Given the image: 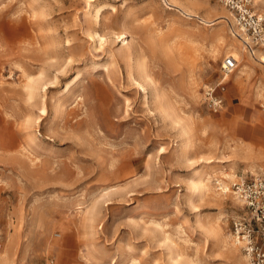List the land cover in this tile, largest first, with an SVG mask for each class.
I'll return each instance as SVG.
<instances>
[{
	"label": "rangeland",
	"instance_id": "obj_1",
	"mask_svg": "<svg viewBox=\"0 0 264 264\" xmlns=\"http://www.w3.org/2000/svg\"><path fill=\"white\" fill-rule=\"evenodd\" d=\"M228 19L219 0H0V264L238 263L219 232L245 209L219 184L264 175V49Z\"/></svg>",
	"mask_w": 264,
	"mask_h": 264
},
{
	"label": "built area",
	"instance_id": "obj_2",
	"mask_svg": "<svg viewBox=\"0 0 264 264\" xmlns=\"http://www.w3.org/2000/svg\"><path fill=\"white\" fill-rule=\"evenodd\" d=\"M229 12L227 24L230 35L237 39L242 50L255 58L259 49H264V13L253 5V0H219ZM237 66V59L226 56L222 73L226 76ZM207 103L216 110L222 99L208 90ZM219 184V182L217 181ZM223 193H231L245 209V213L231 220V238L242 250L248 264H264V175L235 173L230 185L219 184ZM4 234L0 226V247Z\"/></svg>",
	"mask_w": 264,
	"mask_h": 264
},
{
	"label": "bare ground",
	"instance_id": "obj_3",
	"mask_svg": "<svg viewBox=\"0 0 264 264\" xmlns=\"http://www.w3.org/2000/svg\"><path fill=\"white\" fill-rule=\"evenodd\" d=\"M191 1V0H190ZM184 11V10H183ZM186 12V11H185ZM184 12V13H185ZM187 14V13H186ZM193 16V15H192ZM223 19V18H222ZM208 23V25L209 24H211L210 22H207ZM264 57V56H263ZM131 61V60H130ZM259 62L260 63H264V60H261V59H259ZM238 65V64H237ZM237 67V66H236ZM244 67H248V65L247 64H244ZM129 68V67H128ZM128 72H133V69H132V67L130 66V69L128 70ZM142 72H144V71H142ZM228 75H226V77H227ZM225 77V78H226ZM258 87V86H257ZM30 89H31V87H30ZM258 89V88H257ZM32 90V89H31ZM43 114H45V112H43ZM186 145V144H185ZM234 150L235 151H233L234 152V154H237V155H242V154H244L243 153V151H242V149L241 148H234ZM254 154V153H253ZM251 155V154H250ZM256 155V154H255ZM254 168L252 167V165L250 164V170H253ZM253 174V173H252ZM232 176H234L233 174L232 175H225V178H230L231 179V177ZM233 178V177H232ZM206 187V186H205ZM204 188V187H203ZM207 189H209V185H207V187H206ZM201 189H202V187H201ZM220 193H222V194H226V193H223V192H220ZM220 197V196H219ZM216 200H218V202H220L221 201V203H222V201L223 200H221V199H219L217 196H216V198H215ZM234 199H236L235 197H234ZM215 200V201H216ZM237 200V199H236ZM237 202H239L238 200H237ZM240 203V202H239ZM219 235H220V244L222 245V247H223V249L235 260V261H237L238 263L237 264H239V262H241V257H239L238 255H237V253H236V250H235V248L233 247V245H236L234 242H232V244L231 243H229V241H228V238L224 235V234H222L221 232H219ZM230 239V238H229ZM233 241V240H232ZM243 257V256H242ZM243 259V258H242ZM189 264H194V263H189Z\"/></svg>",
	"mask_w": 264,
	"mask_h": 264
},
{
	"label": "crops",
	"instance_id": "obj_4",
	"mask_svg": "<svg viewBox=\"0 0 264 264\" xmlns=\"http://www.w3.org/2000/svg\"><path fill=\"white\" fill-rule=\"evenodd\" d=\"M264 58V57H263ZM250 68V67H249ZM249 74H251V68H250V71H249ZM248 74V75H249ZM263 80H264V77H262V79H260L259 81H258V83L259 82H263ZM258 83H257V86H258ZM264 83V82H263ZM257 96V95H256ZM250 101V100H249ZM248 131H249V129L247 128V126L246 125H244L243 124V126H242V128L240 129V133H248ZM256 155H258V152L257 153H255ZM254 154V156H256ZM244 155V157H246V154L244 153L243 154ZM242 155H240L239 157H241ZM247 158L248 159H250L248 156H247ZM253 160V159H252ZM252 160H250V164L252 165V166H254L255 165V162L254 161H252ZM249 164V165H250ZM8 238H10V234H8ZM2 247H3V245L0 247V262L1 263H5V261H6V256L4 255L5 253L7 254V259H8V262L10 261V260H13V257L11 258V256H12V254H13V252H10V250L11 251H13V249L15 248V246H13L12 247V245H6V247L1 251V249H2Z\"/></svg>",
	"mask_w": 264,
	"mask_h": 264
}]
</instances>
